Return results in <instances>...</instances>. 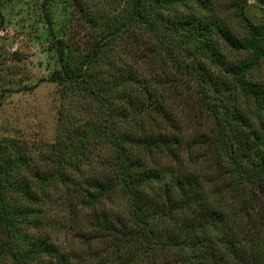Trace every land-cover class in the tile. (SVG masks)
I'll return each mask as SVG.
<instances>
[{
  "label": "trees",
  "instance_id": "1",
  "mask_svg": "<svg viewBox=\"0 0 264 264\" xmlns=\"http://www.w3.org/2000/svg\"><path fill=\"white\" fill-rule=\"evenodd\" d=\"M57 1L54 139H0V264H264V14Z\"/></svg>",
  "mask_w": 264,
  "mask_h": 264
},
{
  "label": "rangeland",
  "instance_id": "2",
  "mask_svg": "<svg viewBox=\"0 0 264 264\" xmlns=\"http://www.w3.org/2000/svg\"><path fill=\"white\" fill-rule=\"evenodd\" d=\"M79 1L89 6L102 0ZM44 2L0 0L3 18L0 27V139H17L29 144L50 143L54 139L61 98L59 86L48 78L58 64L45 24L44 8L51 14L56 33L73 31L75 25L70 22V9L65 4L46 0L43 7ZM101 4H105L109 16L116 14L120 7L116 0H105ZM244 14L252 23L259 24L264 14V0H248ZM78 31L86 38L82 28ZM187 111L189 116L191 111Z\"/></svg>",
  "mask_w": 264,
  "mask_h": 264
}]
</instances>
